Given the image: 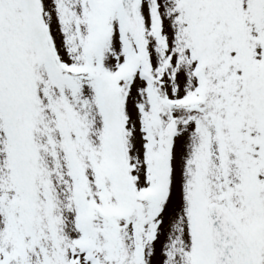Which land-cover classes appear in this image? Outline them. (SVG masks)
Masks as SVG:
<instances>
[{
  "label": "snow or ice",
  "instance_id": "1",
  "mask_svg": "<svg viewBox=\"0 0 264 264\" xmlns=\"http://www.w3.org/2000/svg\"><path fill=\"white\" fill-rule=\"evenodd\" d=\"M0 264H264V0H0Z\"/></svg>",
  "mask_w": 264,
  "mask_h": 264
}]
</instances>
